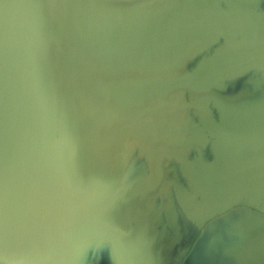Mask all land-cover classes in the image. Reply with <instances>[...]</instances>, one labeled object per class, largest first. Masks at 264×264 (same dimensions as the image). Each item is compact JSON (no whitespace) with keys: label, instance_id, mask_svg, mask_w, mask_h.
<instances>
[{"label":"water","instance_id":"95a60500","mask_svg":"<svg viewBox=\"0 0 264 264\" xmlns=\"http://www.w3.org/2000/svg\"><path fill=\"white\" fill-rule=\"evenodd\" d=\"M0 264H264V0H0Z\"/></svg>","mask_w":264,"mask_h":264},{"label":"rangeland","instance_id":"374dc122","mask_svg":"<svg viewBox=\"0 0 264 264\" xmlns=\"http://www.w3.org/2000/svg\"><path fill=\"white\" fill-rule=\"evenodd\" d=\"M252 89H249V91L251 92ZM191 158V156L189 155V159Z\"/></svg>","mask_w":264,"mask_h":264}]
</instances>
